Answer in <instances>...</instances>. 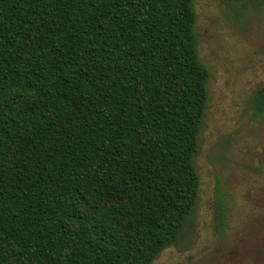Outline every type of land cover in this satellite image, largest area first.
I'll list each match as a JSON object with an SVG mask.
<instances>
[{
    "label": "trees",
    "instance_id": "16d2710c",
    "mask_svg": "<svg viewBox=\"0 0 264 264\" xmlns=\"http://www.w3.org/2000/svg\"><path fill=\"white\" fill-rule=\"evenodd\" d=\"M196 23L195 0H0V264H153L179 239L211 75Z\"/></svg>",
    "mask_w": 264,
    "mask_h": 264
},
{
    "label": "rangeland",
    "instance_id": "374dc122",
    "mask_svg": "<svg viewBox=\"0 0 264 264\" xmlns=\"http://www.w3.org/2000/svg\"><path fill=\"white\" fill-rule=\"evenodd\" d=\"M199 51L210 70L196 155L200 198L184 232L153 264H264V12L229 13L225 0H195ZM221 191L226 221L216 222Z\"/></svg>",
    "mask_w": 264,
    "mask_h": 264
}]
</instances>
